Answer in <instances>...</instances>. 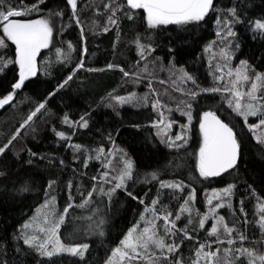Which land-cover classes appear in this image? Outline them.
Wrapping results in <instances>:
<instances>
[{"label": "trees", "instance_id": "obj_1", "mask_svg": "<svg viewBox=\"0 0 264 264\" xmlns=\"http://www.w3.org/2000/svg\"><path fill=\"white\" fill-rule=\"evenodd\" d=\"M9 2L18 10L30 9L34 5L38 7V11L20 19L48 18L50 12L56 11L63 12V16L53 18L54 39L48 48L42 49L38 54V75L29 78L22 90H18L15 107L6 106V109L0 110V146L19 126L29 110L35 107V102L43 100L71 74L72 69L80 62L85 48L87 54L83 61L84 68L75 74L68 86L48 101L47 108L35 118L32 125L35 132L28 128L26 134L14 142V146L7 155L0 157V171L6 173L5 177L0 178V264H4L5 260L8 264H37L38 257L35 253L29 252L22 241H16L13 237L19 235L17 229L46 199L45 190L50 180L55 181V184L49 194L56 196L59 211H63L69 202L73 204L61 228L62 240L68 243L90 245L85 260L81 261L79 258L65 255L56 258V264H105L111 255V250L119 245L120 239L128 228L138 221L145 207L151 206V201L157 198L159 182H143L146 178L150 180L149 174L154 171L158 173L160 180L183 181L189 186L183 192H174L171 189L161 190L159 193L161 204L157 207L167 206L168 211L175 214L183 203L182 198H187L194 188L196 191L192 202L194 218L197 212L201 215L208 214L210 206L207 204V197L213 190L219 191L230 183L234 184L231 197L232 209L227 207L217 209V214L224 216L228 226L233 227L232 211H235L239 221L235 227L248 237L244 247H249L252 244L250 241L260 239V229L256 219H253V209L254 204L258 202L257 197L264 200V147L258 145L252 138L253 134L244 126L243 120L227 109L220 94H203L193 102V124L189 131L184 133L188 143L179 150L175 147L169 148L167 140L157 135L159 128L153 127V123L159 116L157 111L152 110L151 101L147 106L139 108L115 107L109 104V93L121 95L133 83L131 78L123 76L119 67L133 72L145 64V61H141L137 55L135 40L139 36L142 44H151L155 48V51L148 56L147 64L153 63L156 68L160 66L168 71L176 69L175 74L177 70L183 68L197 82L193 85L190 81H179L176 87L162 85L156 81L153 83L154 90L159 96L165 88V92H170V96L165 97L168 110L172 107L168 117L176 123L175 133H182L181 125L187 124V118L174 109V106L183 109L181 103H176L187 99L181 93L189 89L199 91L212 87L223 88L221 83L217 84L216 81L209 80L211 71L215 73L210 68L213 65L212 55L219 53L223 47L215 34L216 12H211L206 22H202L199 26L180 28L169 25L149 30L143 21L142 10H136L134 22L123 18V14H120L119 25H109V31L105 32L107 13L103 5L109 0H77V15L83 27L84 38L82 39L81 27L77 26L75 19L72 18V10L66 5V0H43V3L41 0H9ZM214 2L218 8L227 9L235 6L245 21L264 19V0H214ZM97 11L100 15H96ZM234 30L237 36L233 38L230 51L236 63L246 60L256 72L264 73V38L259 35L254 38L247 23L236 25ZM0 39L6 43V47L0 48V57L14 60L15 46L7 41L2 32H0ZM212 41H217L214 52L205 53V46ZM68 43L73 45V50L67 48ZM236 43L240 45L239 50L235 49ZM169 47L174 51L169 52ZM57 48L61 49L59 59L64 60V63L57 62ZM65 56L69 59H65ZM47 61L53 63L48 69V74H45ZM137 61L143 63L136 65ZM109 63L118 67L108 69ZM88 68H95L98 71L89 72ZM162 75L159 76L162 77ZM159 76L155 79H160ZM17 78L18 66L10 64L4 74H0V96L11 91V84ZM177 89H180V92ZM260 94L264 95V92ZM152 98L156 97L151 94ZM209 109L216 110L220 118L234 128L242 143V151L238 165L230 171L231 174L204 180L195 170V153L198 151L200 140L198 115ZM117 112L119 115L116 114ZM65 114L71 120H79L80 116L86 115L89 127L81 130L62 124V117ZM249 122H255V119L249 118ZM53 128L65 132L72 137V140H58L52 131ZM109 134L111 140L108 139ZM162 139L165 143L161 142ZM69 143L81 144L85 151L74 153V150L68 147ZM101 146L104 147L105 152L115 148L116 152H121L123 156L127 154V158L134 165L133 180L128 182L127 187L145 203L140 204L127 196L124 191H118L111 201L110 209L106 198L101 205L103 209L101 215L108 220L104 229L105 235H86L88 225L84 222V227L78 236L70 239L68 234L75 227L72 218L84 216L89 211V208L81 209L78 205L82 202V198L87 197L94 183H99L100 173L103 172L100 161L93 156L94 150ZM29 149L36 155L30 156ZM85 155L91 157L87 168L83 164ZM29 160L32 161L31 164L28 163ZM61 160L64 161L63 165L60 164ZM177 164L180 167H177ZM118 170L111 172L109 176L116 174ZM94 176L97 177L95 182L92 180ZM69 182L73 185L71 201H69ZM25 183L28 184L30 191L22 193L20 188ZM98 198V194L94 195V202L90 207L97 206ZM216 203L217 201L214 200L213 204ZM241 207L247 213L246 217L241 215ZM187 215V213L183 214L182 221L177 222V227L184 226ZM172 218L174 219V215ZM245 219L249 221L247 225L243 224ZM212 223V220L206 221L205 229L210 230ZM79 226L77 225V228ZM206 230L197 228L195 232L190 233L194 239L184 241L182 251L178 253L183 257L184 264L192 263L194 251L200 243L216 239L208 237ZM233 238L238 241L236 233L233 234ZM18 244L21 249L19 252L16 251ZM252 245L261 252L264 250V244ZM220 248V256L223 257V245Z\"/></svg>", "mask_w": 264, "mask_h": 264}, {"label": "snow or ice", "instance_id": "obj_2", "mask_svg": "<svg viewBox=\"0 0 264 264\" xmlns=\"http://www.w3.org/2000/svg\"><path fill=\"white\" fill-rule=\"evenodd\" d=\"M43 3V0H41ZM66 5L72 10V18L75 19L77 26L81 27L82 39L83 27L81 25L80 17L77 15L78 3L77 0H66ZM105 13H107V20L105 21L104 31H109V25H119L120 14L123 18L134 22L136 19L135 11L142 10L143 21L146 23L149 30H155L162 26L175 25L180 28L199 26L202 22H206V18L211 12L217 13L215 25L217 27L216 37L223 45L220 50V56L227 62L233 57V53L229 50L233 45V38L237 36L234 30L236 25L247 23L253 33L264 38V19H255L245 21L238 13L235 6L227 9L218 8L214 0H109L108 3L103 5ZM38 11L37 6H32L30 9L18 10L15 5L11 4L9 0H0V32L3 36L15 46L14 60H7L0 57V74H4L5 69L10 64L18 66V78L11 84V91L6 95L0 96V110L6 109V106L15 107V97L18 90H22L25 82L30 77L38 75L37 56L41 49L49 47L50 42L54 39V17H62L63 12L56 11L50 12L48 18L38 19H20L32 12ZM96 15H100L97 11ZM137 46V55L145 61L143 71L148 72L147 60L155 48L151 44L145 45L140 42V37L137 36L135 40ZM217 41H212L205 46L204 52H212L216 46ZM6 47L3 39H0V48ZM67 48L73 50V45L68 43ZM239 43L235 44V49L239 50ZM169 52L174 50L169 47ZM57 62L64 63L60 60L59 56L61 49L57 48ZM87 54L85 48L81 54L80 62L75 65L69 74L61 83H59L54 91H51L47 96L40 101L35 102V107L30 109L27 116L22 120L14 132L7 138L6 142L0 146V157L7 155V152L14 146V142L26 134L28 128L35 132L32 127L35 118L43 110L47 108V103L51 100L60 90L69 85V82L74 79L75 74L84 68V58ZM215 55V53H213ZM65 59L69 57L65 56ZM52 61L45 62V74H48V69L52 66ZM140 61H137V65ZM118 67L112 63L107 65L108 69ZM225 66L217 65L216 72L220 75L215 77L217 84L224 83V87H212L208 89H189L181 94L187 99L181 101L183 109L178 106L177 110L180 115L187 118V124L181 125L182 133L177 134L174 139L167 138V146L169 148L175 147L177 150L182 148L188 143L187 133L193 124V102L203 94H220L223 104H226L227 109L231 110L236 117L243 120L244 126L252 133V138L256 143L264 147V73L256 72L251 68L246 60H241L240 65L235 69L228 67L227 73L224 72ZM174 68V65H173ZM102 70V69H101ZM87 71H98L95 68H88ZM119 71L123 73L125 78H131L133 83L142 79L141 75L136 72L126 71L123 67H119ZM178 76L174 73L175 78L181 82H191L196 85L197 82L189 75L183 68L177 70ZM225 75L229 78L225 82ZM151 76V73H149ZM160 83H164L163 80ZM245 85H250L245 89ZM198 87V85H197ZM148 88L153 96L156 97L151 102V108L155 112L159 109V119L153 123V127L159 128L164 125L165 128H171L174 121H169L165 124L164 104L159 99V94L153 89V81L148 79ZM109 97L116 102L117 105L133 104L140 106H147L149 97L147 94L138 96L136 93H131L128 96H119L109 93ZM171 111V109H169ZM119 115V112L116 113ZM254 117L255 122H249V118ZM62 124L69 126L73 129H87L89 121L86 115L80 116L79 120H71L67 114L62 117ZM199 124V147L195 153V170L198 172L199 177L208 180L209 178L222 177V174L230 173L238 165V160L242 151V143L234 128L229 123L224 122L217 114L216 110H205L198 115ZM55 136L60 141H71L72 137L66 135L63 131L52 129ZM163 129L157 132L160 136ZM164 136L167 133L164 132ZM108 139L111 140L109 134ZM165 143V140H161ZM179 142V143H177ZM69 148L74 150V153L84 152L85 149L81 144H68ZM30 156H35L36 153L28 150ZM97 155L96 158L100 159L105 154L104 147L94 150ZM112 149L107 151V156L113 155ZM43 158V157H42ZM91 157L84 156L83 164L87 168L88 160ZM32 163L31 160L28 161ZM112 161L108 160L103 164L104 169H109ZM60 164L63 165L64 161L61 160ZM177 167H180L177 164ZM134 165L133 162L127 158V154L123 157V167L120 168L116 174L109 176L108 171L102 172L99 177V183H94L91 191L88 192L87 197L82 198V202L78 205L79 208H89L90 215L86 218L90 221L87 234L105 235V227L108 220L105 216L101 215L103 209L99 206L92 208L94 195L98 194L100 204H104L105 198L107 199V206L111 207V201L118 191H124L125 194L131 197L132 200L144 204L143 199L134 195L127 187L128 182L133 180ZM6 173L0 171V178L5 177ZM150 180L146 178L143 182L150 183L152 181L159 182V189L157 198L151 201V207H145L144 212L141 213L139 220L123 235L119 241V245L111 250V255L105 261V264H184L183 257L178 255L182 251L184 241H192L194 237L190 234L195 232L197 228L206 230V221L212 220L210 230L207 231L208 237H215V244L217 248L211 249L212 245L209 243H200L199 247L195 249V259L192 264H264V252H261L256 247H244V242L248 237L244 232L239 231L235 224L239 221L236 218L235 211H232L233 227H229L225 222V217L217 214V209L229 208L232 209L231 197L233 195L234 184H228L223 189L217 191L213 190L212 194L207 197V204L210 206L208 214L201 215L199 212L193 217L192 202L195 199L196 191L193 188L187 198H182L183 203L180 204L179 210L173 214L168 211L167 206L157 207L161 204L159 193L164 189H171L174 192H183L189 186L184 184L183 181H164L159 179L157 172L149 174ZM92 180L97 181V177H92ZM55 181L50 180L45 190V202L40 208H37V215H34L29 221H26L20 228L17 229L19 235L13 237L16 241H22L23 246L31 253H35L38 257L37 264H56V258L62 256H70L79 258L83 261L86 258V253L90 248L88 243H68L62 240L60 232L62 226L66 222V216L73 204L69 202L63 209V214L56 211V197L47 199L49 191L53 188ZM107 185V187H106ZM72 183L69 182V201L72 200L71 188ZM30 188L27 183L20 188V192H28ZM217 201L214 205L213 201ZM258 203L256 205L259 219L257 221L260 229V239L250 241L255 245L264 244V201H260L257 197ZM243 204V201L241 202ZM43 209V211H42ZM187 213V221L184 226L177 227V222L182 221L183 214ZM243 216H247L243 207L240 209ZM174 215V219L172 218ZM198 220V223H197ZM157 221H163V224H158ZM249 221L245 219L244 225ZM238 235L240 246H236L237 240L233 238V234ZM70 239H74L70 237ZM197 243H199L197 241ZM227 244L228 247L223 249V257L219 255L221 245ZM16 251H21L19 244ZM27 254V253H26ZM4 264H8L7 260Z\"/></svg>", "mask_w": 264, "mask_h": 264}, {"label": "rangeland", "instance_id": "obj_3", "mask_svg": "<svg viewBox=\"0 0 264 264\" xmlns=\"http://www.w3.org/2000/svg\"><path fill=\"white\" fill-rule=\"evenodd\" d=\"M42 50V49H41ZM221 50V49H220ZM220 50H219V53H215V55H212V61H213V65H211L210 66V68H212V70H214L215 71V73L214 72H212L211 71V74H210V76H209V80H211V81H215V77L216 76H218V75H220V73H218V72H216V66L219 64V65H221V66H225V64H227V67H224V72L225 73H227V71H228V67H231L232 69H235L236 67H238L239 65H240V63H236V61H235V58H233L232 57V59L230 60V61H225L221 56H220ZM230 50V49H229ZM212 52H214V51H212ZM38 57V56H37ZM141 61H144V60H142L141 59ZM140 63H143V62H140ZM137 65V64H136ZM144 65L145 64H143V66L141 67V68H139L138 70H136V71H134V72H136L138 75H141V77H142V79L140 80V81H138V82H136V83H132V85L130 84V88L129 89H126V91H125V93H123V94H118L119 96H128L129 94H131V93H136L138 96H144L145 94H147L148 95V97H149V102H148V104H150V101L152 102L154 99L152 98L151 99V92H150V90H149V88H148V79L150 78L152 81H153V83L156 81V82H160L161 80H163L164 81V83H161L162 85H166V86H171V87H173L174 85H175V87L177 86V84H178V82L180 81L179 79H177V78H175V76H174V73H175V70L176 69H173V71L171 70V71H168V70H166V69H164V68H162V67H158V68H156L155 66H153L154 64L153 63H148L147 65H148V72L147 73H145L144 71H143V69H144ZM161 74H163L162 75V77H160L159 75H161ZM149 73H151V76H149ZM165 73V74H164ZM176 75L178 76V72L176 73ZM156 76H159L160 77V79H155L156 78ZM31 78V77H30ZM229 78L227 77V75H225V82H227V80H228ZM131 81L133 82V80L131 79ZM147 83V84H144V83ZM142 85H144V87H141ZM221 85L224 87V83H221ZM219 86V85H218ZM250 85H245L244 87H245V89L247 88V87H249ZM153 89H154V87H153ZM166 89V88H165ZM165 89L163 90V91H161V94H160V96H159V99L161 100V102L164 104V109H163V111H164V116H165V124L166 123H168L169 121H171L170 119H169V115L170 114H168L169 113V110H168V106H167V102H165V97L167 98V97H169L170 96V92H165ZM156 93H157V91L156 90H154ZM177 91H179L180 92V89L178 90L177 89ZM172 93V92H171ZM174 93V92H173ZM172 93V94H173ZM167 95V96H166ZM156 99V98H155ZM109 100H110V103L109 104H111V106H115V107H123V106H127V107H132V108H139V107H144V106H140V105H133V104H124V105H117L116 104V102L114 101V100H112L111 98H109ZM181 101H184V99L183 100H180L179 102H176V103H181ZM177 106H174V109L177 111ZM169 109H172V107H169ZM182 110V109H181ZM161 111V109H159L158 108V110H157V112H158V116H159V112ZM178 112H180V111H178ZM251 119L252 118H254V117H250ZM159 119V118H158ZM254 119H256V118H254ZM177 120V119H176ZM175 122H173L172 123V126H171V128H165L164 127V125H160L159 126V131H160V129H163V132H161V137L162 138H164L165 140H167V138L168 137H171L172 139H174L175 138V136L177 135V134H181L180 132H178V133H175ZM164 132H166L167 133V136H164ZM112 150H114L113 151V155L111 156V157H109V156H107V152H105V154L103 155V156H101L100 157V159H97L96 158V155H97V153L95 152V154L93 155L94 156V158L96 159V160H98V161H100V163H101V171H108L109 172V174H111V172H115L116 170H118V169H120V168H122L123 167V155H122V153L121 152H116V150H115V148H111ZM90 160V159H89ZM108 160H111L112 161V163H111V165H110V167H109V169H104V167H103V164L104 163H107L108 162ZM119 166H121V167H119ZM100 171V170H99ZM102 174V172L100 173V175ZM212 194V193H211ZM53 196H55V195H53L52 193H50L49 195H48V197H47V199H51V197H53ZM56 197V196H55ZM260 201H264V200H260ZM44 202H45V200L37 207V208H40L41 207V205L42 204H44ZM257 203L258 202H256L255 204H254V213H253V219L255 220L256 219V221H258V219H259V213L257 212V209H256V205H257ZM97 206H99V207H101V204H100V201H99V198H98V201H97ZM97 206H95V207H97ZM95 207H92V208H95ZM149 208L151 207V206H148ZM37 208L35 209V211L33 212V214L30 216V218L27 220V221H29L34 215H37V212H36V210H37ZM179 210V209H178ZM42 211H43V209H42ZM56 211L57 212H59V213H61V214H63V211H59V209H58V206H57V200H56ZM91 213H90V210L88 211V213H86V214H84V216H81V217H73L72 219H73V222H74V225H75V227H74V230L72 231V232H70L69 234H68V237H73L74 236V238L75 237H77L78 236V234L81 232V230H82V228L84 227V222L86 223V225H89V223H90V221H88L86 218L90 215ZM139 220V219H138ZM157 223L158 224H163V221H157ZM258 224V223H257ZM77 225H80L78 228H77ZM215 240H209L207 243H209V244H211L212 245V248L211 249H206V250H215L216 248H217V245L215 244V242H214ZM237 246H240V242H239V239H238V241H237V244H236ZM223 247L224 248H226V247H228V245L227 244H224L223 245ZM249 247L250 248H252V247H254L252 244H250L249 245ZM262 252H264V250L262 251ZM194 254H195V251H194ZM219 255H220V253H219ZM223 255V254H222ZM195 259V255H194V257H193V259L192 260H194ZM192 260H191V262H192ZM192 264V263H191ZM200 264H203V260H201L200 261Z\"/></svg>", "mask_w": 264, "mask_h": 264}, {"label": "water", "instance_id": "obj_4", "mask_svg": "<svg viewBox=\"0 0 264 264\" xmlns=\"http://www.w3.org/2000/svg\"><path fill=\"white\" fill-rule=\"evenodd\" d=\"M238 162H239V160H238ZM230 171H232V170H230ZM225 174H227V173H225ZM225 174H222V176L225 175ZM217 178H219V177L209 178V179H217Z\"/></svg>", "mask_w": 264, "mask_h": 264}]
</instances>
